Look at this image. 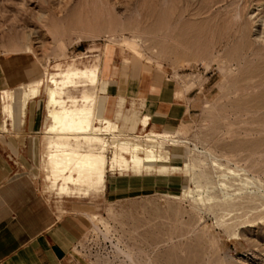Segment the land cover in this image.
I'll return each instance as SVG.
<instances>
[{
  "label": "rangeland",
  "instance_id": "obj_1",
  "mask_svg": "<svg viewBox=\"0 0 264 264\" xmlns=\"http://www.w3.org/2000/svg\"><path fill=\"white\" fill-rule=\"evenodd\" d=\"M260 18L264 0H0V97L37 81L54 87L69 68L96 67L98 117L131 115L124 86L116 90L108 76L115 52L123 84L134 86L142 71L154 69L175 84L184 105L170 131H157L183 143L160 142V164L147 170L152 174H107L102 188L86 194L45 190L41 154L48 139L34 138L33 173L42 191L59 211L64 199L74 202L90 223L74 248L76 264H264ZM8 75L18 77L11 87ZM118 92L123 101L108 96ZM30 102L29 114L37 109L38 115V100ZM44 125L45 116L42 131ZM21 128L15 132L8 123V133L0 134L15 140L24 137ZM158 170L167 172L153 173ZM244 179L254 184L249 198L238 190ZM219 189H225L220 200L209 196Z\"/></svg>",
  "mask_w": 264,
  "mask_h": 264
},
{
  "label": "bare ground",
  "instance_id": "obj_2",
  "mask_svg": "<svg viewBox=\"0 0 264 264\" xmlns=\"http://www.w3.org/2000/svg\"><path fill=\"white\" fill-rule=\"evenodd\" d=\"M257 22L264 29V18H260ZM57 76L60 80L59 83L50 81L54 87L47 84L49 81H37L29 86L26 85L28 90L21 86L22 88L17 94L13 95L9 91L11 94L8 95V91H3L1 93L4 94V97H0V133H8V123L15 132L18 130L17 128L25 127V121L31 109L30 100H38V117L43 110L45 125L42 134L48 139L49 144L42 155L46 189L55 190L61 186L63 191L73 195L86 194L100 187L107 174L116 172L152 174L147 170L160 164L161 149L156 148L161 147L160 142L183 143L174 136L158 133L154 129L155 126L149 128L146 120H140L137 124L127 127L133 133L132 136L126 134L123 129H119L117 122L98 117L99 70L96 67L89 71L79 72L69 68ZM72 92L82 93V96L80 98H78L79 96H71ZM40 98H43V101ZM140 104L142 103H138V105ZM138 105L135 111H138L140 107ZM142 132L145 133L144 137L137 136L138 133ZM14 138L23 145L24 137L22 135H16ZM143 138L146 139L147 146L139 144V140ZM165 172L167 171L158 170L153 173L162 174ZM219 179L218 176V181ZM238 182H240V185L238 184L240 188L237 189L250 196L252 193L249 191V187L254 186V184L245 179ZM197 185L200 186V183ZM69 186L74 188L71 189ZM256 188L260 190L259 187ZM223 190L225 189H219L218 192L213 190L212 193L208 191L209 196L218 199L219 194L223 196ZM230 191L234 193L233 190ZM217 193L219 194L217 195ZM211 198L207 199L210 200ZM225 198L223 197V200Z\"/></svg>",
  "mask_w": 264,
  "mask_h": 264
},
{
  "label": "crops",
  "instance_id": "obj_3",
  "mask_svg": "<svg viewBox=\"0 0 264 264\" xmlns=\"http://www.w3.org/2000/svg\"><path fill=\"white\" fill-rule=\"evenodd\" d=\"M116 59L114 52L108 76L114 80L116 90L124 86L126 108L131 115H119V120L115 121L108 115L103 117L117 122L123 130L136 124L139 118L146 120L149 128L155 126V131H170L184 114V105L176 95L175 84H170L166 75L154 69L142 71L134 86L123 84L121 67L115 65ZM16 75L7 76V86L15 84ZM108 96L124 100L121 92L118 97L115 93ZM137 105L140 107L135 111ZM155 115L159 118L157 123ZM43 119L42 114L38 117L37 109L33 115L28 114L23 145L12 135L0 134V264H76L74 248L90 228L89 221L82 214L85 211H80L74 202L64 199L61 211L57 210L53 198H48L42 191V182L38 181L41 177L34 176L36 166L31 150L34 138L40 140L42 137ZM106 176L103 184L95 190L104 186ZM45 190L67 193L59 186L55 190Z\"/></svg>",
  "mask_w": 264,
  "mask_h": 264
}]
</instances>
